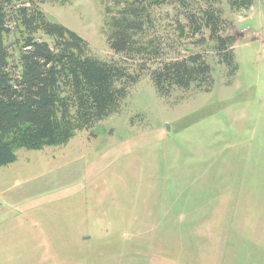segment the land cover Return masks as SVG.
I'll list each match as a JSON object with an SVG mask.
<instances>
[{
    "label": "rangeland",
    "instance_id": "rangeland-1",
    "mask_svg": "<svg viewBox=\"0 0 264 264\" xmlns=\"http://www.w3.org/2000/svg\"><path fill=\"white\" fill-rule=\"evenodd\" d=\"M24 5L135 81L69 142L0 167V264H264V0H12ZM121 18L136 23L124 50ZM8 27L17 65L26 32ZM195 54L213 84L160 92L152 72Z\"/></svg>",
    "mask_w": 264,
    "mask_h": 264
},
{
    "label": "trees",
    "instance_id": "trees-1",
    "mask_svg": "<svg viewBox=\"0 0 264 264\" xmlns=\"http://www.w3.org/2000/svg\"><path fill=\"white\" fill-rule=\"evenodd\" d=\"M10 17L26 32L18 48L17 65L12 64L6 44ZM218 19L206 10L201 21L215 34ZM134 24L121 18L114 31V48L124 50L132 43L129 29ZM39 31L53 37L54 44L39 40ZM219 42L223 47L227 39L220 38ZM224 57L233 64L232 53ZM129 76L118 62L90 55L82 36L50 21L40 9L26 5L16 8L12 0H0V167L15 161L17 148L63 145L75 130L108 116L127 96L128 87L122 81ZM152 76L162 93L174 85L189 88L197 81L208 87L213 84L211 66L201 54L166 62Z\"/></svg>",
    "mask_w": 264,
    "mask_h": 264
}]
</instances>
